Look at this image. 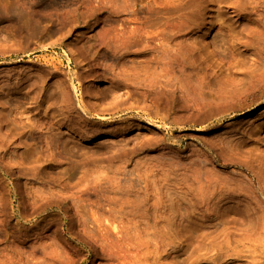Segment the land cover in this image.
I'll return each mask as SVG.
<instances>
[{
    "label": "rangeland",
    "instance_id": "rangeland-1",
    "mask_svg": "<svg viewBox=\"0 0 264 264\" xmlns=\"http://www.w3.org/2000/svg\"><path fill=\"white\" fill-rule=\"evenodd\" d=\"M0 264H264V0H0Z\"/></svg>",
    "mask_w": 264,
    "mask_h": 264
}]
</instances>
